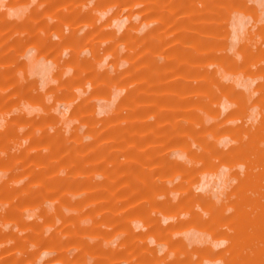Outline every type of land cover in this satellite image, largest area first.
I'll return each mask as SVG.
<instances>
[{
    "label": "rangeland",
    "instance_id": "1",
    "mask_svg": "<svg viewBox=\"0 0 264 264\" xmlns=\"http://www.w3.org/2000/svg\"><path fill=\"white\" fill-rule=\"evenodd\" d=\"M0 264H264V0H0Z\"/></svg>",
    "mask_w": 264,
    "mask_h": 264
},
{
    "label": "crops",
    "instance_id": "2",
    "mask_svg": "<svg viewBox=\"0 0 264 264\" xmlns=\"http://www.w3.org/2000/svg\"><path fill=\"white\" fill-rule=\"evenodd\" d=\"M36 65H39V63H35V66H36Z\"/></svg>",
    "mask_w": 264,
    "mask_h": 264
}]
</instances>
